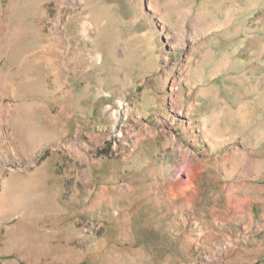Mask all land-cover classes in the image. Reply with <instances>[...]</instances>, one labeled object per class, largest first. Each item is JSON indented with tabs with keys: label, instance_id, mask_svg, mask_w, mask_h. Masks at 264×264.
I'll return each instance as SVG.
<instances>
[{
	"label": "rangeland",
	"instance_id": "1",
	"mask_svg": "<svg viewBox=\"0 0 264 264\" xmlns=\"http://www.w3.org/2000/svg\"><path fill=\"white\" fill-rule=\"evenodd\" d=\"M0 264H264V0H0Z\"/></svg>",
	"mask_w": 264,
	"mask_h": 264
}]
</instances>
